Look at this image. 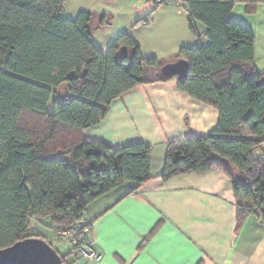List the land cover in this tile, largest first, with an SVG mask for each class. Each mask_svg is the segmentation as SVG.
<instances>
[{"label": "trees", "instance_id": "16d2710c", "mask_svg": "<svg viewBox=\"0 0 264 264\" xmlns=\"http://www.w3.org/2000/svg\"><path fill=\"white\" fill-rule=\"evenodd\" d=\"M65 2L0 0V250L37 238L30 234L33 220L50 219L65 240L60 231L89 227L94 201L125 182L148 183L150 146L114 149L85 140L84 132L137 86L173 79L181 92L216 109L220 120L208 136L169 145L163 180L223 172L233 184L238 229L248 217L264 225V74L255 63V34L229 20L248 0H183L191 32L199 39L195 25L201 23L209 41L179 51L175 61L189 64L186 78L153 77L164 64L145 58L128 33L101 52L93 41V13L70 20ZM105 19L101 28L109 25ZM65 83L72 98L63 102L54 96ZM58 254L63 264L78 256L75 248Z\"/></svg>", "mask_w": 264, "mask_h": 264}, {"label": "crops", "instance_id": "0c3cea01", "mask_svg": "<svg viewBox=\"0 0 264 264\" xmlns=\"http://www.w3.org/2000/svg\"><path fill=\"white\" fill-rule=\"evenodd\" d=\"M105 1L113 8L104 12L92 8L96 0H66L64 6V16L69 11L70 20L81 12L93 13V41L96 46L99 40L107 45L99 48L101 51L128 33L140 45L145 58L158 59L165 66L176 62L182 48L198 49L209 44L205 25H195L199 39L191 32L183 0L160 8L143 0ZM117 2L124 3L130 12L116 7ZM249 2L237 4L229 20L244 6L254 13L258 6ZM113 10L130 16L119 20L115 32L112 30L118 13H113V26L100 27L102 17ZM248 28L256 37L257 66L259 32ZM260 30L264 35V30ZM158 75L161 72H153V77ZM219 120L216 109L181 92L173 79L137 86L113 102L100 125L84 132L85 140L114 149L138 143L152 148L148 183L139 186L125 182L87 209L88 239L103 254L96 264H264V225L256 217H248L238 229L237 200L227 175L213 171L168 182L162 178L169 145L208 136L217 129ZM234 176L242 180L239 174ZM73 249L71 245L64 254ZM69 259L74 264H89L76 255Z\"/></svg>", "mask_w": 264, "mask_h": 264}, {"label": "rangeland", "instance_id": "374dc122", "mask_svg": "<svg viewBox=\"0 0 264 264\" xmlns=\"http://www.w3.org/2000/svg\"><path fill=\"white\" fill-rule=\"evenodd\" d=\"M249 3L254 4L255 2V6L257 7L256 11L254 13H249V11H247L246 7L244 6L242 8V10L237 9L231 16V22L234 23H238V24H242L244 26H248L251 28H255L258 32H259V36H258V48H257V69L259 70V72H263L264 73V35H262L261 30H264V26L262 24H264V3L262 2H258L256 0H249ZM105 0H96L95 5H93L95 10H101L102 12H104L105 9H110L113 8L111 7V5H108V3ZM69 3V2H68ZM248 3V2H247ZM124 3L122 2H117L116 3V7L119 6L121 7V10L123 12H130L128 9L124 8L125 6L123 5ZM260 4V6L258 5ZM73 6V3H72ZM75 8H70V11L73 10ZM110 11V10H109ZM69 11L66 13V18L69 17ZM113 13H118V20H117V24L115 26V29H113L112 31H117V25H120V21L123 19H127L130 16H126V13H120L116 10H113L111 13H109L108 16H106L109 22V25L106 26L107 27H111L113 26V22H114V18H116ZM129 14V13H128ZM120 20V21H119ZM122 20V21H123ZM105 28V27H104ZM111 31V32H112ZM107 42V41H106ZM97 47L98 48H105V46H107L106 44L104 45L103 41L99 40L97 42ZM108 48V47H107ZM100 50V49H99ZM108 49H103V53H106ZM69 88L70 85L68 83L63 84L59 89H57V94H55V99H58L60 101H67V99L72 98V95L69 92ZM52 109V105H50V110ZM263 151L258 150L256 152V155L261 154ZM30 234L40 238L44 241H46L47 243H49L53 249L55 251H58L61 255L65 256L64 254V250H71V243L67 240H60L58 238V234L52 229L51 226V222L50 219H46L43 221H31L30 223Z\"/></svg>", "mask_w": 264, "mask_h": 264}, {"label": "water", "instance_id": "95a60500", "mask_svg": "<svg viewBox=\"0 0 264 264\" xmlns=\"http://www.w3.org/2000/svg\"><path fill=\"white\" fill-rule=\"evenodd\" d=\"M189 64L185 61H176L165 65L161 73L166 78H186ZM0 264H63L57 251L39 238H28L14 246L0 250Z\"/></svg>", "mask_w": 264, "mask_h": 264}, {"label": "built area", "instance_id": "2783aa9c", "mask_svg": "<svg viewBox=\"0 0 264 264\" xmlns=\"http://www.w3.org/2000/svg\"><path fill=\"white\" fill-rule=\"evenodd\" d=\"M151 3L156 8L166 5H176L174 0H143ZM90 228L88 226L78 227L72 230H62L59 237L69 241L75 248L79 258L87 261L89 264H96L103 259V254L96 251L93 243L88 239Z\"/></svg>", "mask_w": 264, "mask_h": 264}]
</instances>
